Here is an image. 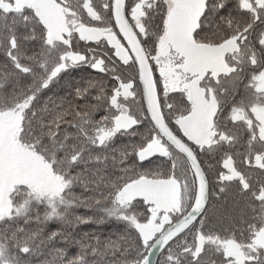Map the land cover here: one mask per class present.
Masks as SVG:
<instances>
[{
	"label": "snow or ice",
	"instance_id": "snow-or-ice-1",
	"mask_svg": "<svg viewBox=\"0 0 264 264\" xmlns=\"http://www.w3.org/2000/svg\"><path fill=\"white\" fill-rule=\"evenodd\" d=\"M0 56V264H264V0H0Z\"/></svg>",
	"mask_w": 264,
	"mask_h": 264
},
{
	"label": "trees",
	"instance_id": "trees-1",
	"mask_svg": "<svg viewBox=\"0 0 264 264\" xmlns=\"http://www.w3.org/2000/svg\"><path fill=\"white\" fill-rule=\"evenodd\" d=\"M0 59H2V56H0ZM88 73H85L83 71H73L68 77H66V80H72V81H78L81 76H85ZM94 75V74H92ZM64 86V81L60 82V87H58L56 89V91H60V88H62ZM61 95H64L63 91H60ZM99 115H101V113L97 114V118H99ZM126 142L125 140H118L117 143H124ZM79 189H77V193H79ZM76 215H81V216H92L93 212H91L90 210H87L85 208H79L75 210ZM59 227V224L56 222H52L49 225V229L50 230H56ZM77 231L80 234L83 233H91L94 234L95 236L99 237L100 240L102 241H106L108 239L111 240H117L118 237L124 235L125 232V227L124 225L116 220H108L103 224H88V225H80L77 229ZM63 246V245H61ZM77 251V249L75 247H73L72 249H70V252L72 254H75ZM163 256L160 254V257L158 259L157 264H159L160 261H162Z\"/></svg>",
	"mask_w": 264,
	"mask_h": 264
},
{
	"label": "water",
	"instance_id": "water-1",
	"mask_svg": "<svg viewBox=\"0 0 264 264\" xmlns=\"http://www.w3.org/2000/svg\"><path fill=\"white\" fill-rule=\"evenodd\" d=\"M159 255H160V253H157L156 255L151 257L153 264H157Z\"/></svg>",
	"mask_w": 264,
	"mask_h": 264
},
{
	"label": "flooded vegetation",
	"instance_id": "flooded-vegetation-1",
	"mask_svg": "<svg viewBox=\"0 0 264 264\" xmlns=\"http://www.w3.org/2000/svg\"><path fill=\"white\" fill-rule=\"evenodd\" d=\"M81 43H83V42H81ZM92 74H94L95 75V73H92ZM210 163H211V161H209ZM159 257H160V255H159ZM159 259V258H158ZM163 259V258H162Z\"/></svg>",
	"mask_w": 264,
	"mask_h": 264
}]
</instances>
